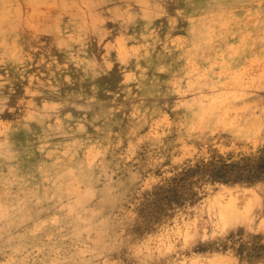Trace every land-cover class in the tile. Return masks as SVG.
Segmentation results:
<instances>
[{"label":"rangeland","instance_id":"rangeland-1","mask_svg":"<svg viewBox=\"0 0 264 264\" xmlns=\"http://www.w3.org/2000/svg\"><path fill=\"white\" fill-rule=\"evenodd\" d=\"M12 238L32 264H264V0H0Z\"/></svg>","mask_w":264,"mask_h":264},{"label":"bare ground","instance_id":"bare-ground-1","mask_svg":"<svg viewBox=\"0 0 264 264\" xmlns=\"http://www.w3.org/2000/svg\"><path fill=\"white\" fill-rule=\"evenodd\" d=\"M34 7H35V5H34ZM186 10H187V8H186ZM189 10H190V8H189ZM2 18H4V16L2 17ZM186 19V18H185ZM219 19V18H218ZM183 21V20H182ZM40 28H42V27H40ZM178 31V30H177ZM184 31V30H183ZM179 32V31H178ZM182 33V32H181ZM57 39H58V37H57ZM12 44V43H11ZM4 52V51H3ZM16 53V52H15ZM122 53V52H121ZM68 63V62H67ZM68 65V64H67ZM70 66V65H69ZM19 133V132H18ZM17 133V134H18ZM62 222L64 223V225H65V228H66V216H64L63 218H62ZM0 243H2V247L4 248V249H11L12 247L11 246H13V245H15V243H18V244H20V246H21V249L17 252V255L14 257V260H13V262H12V264H32L31 262H29V261H27V262H25V261H22L21 259H20V254H21V252H22V246H23V240H17V239H14L13 240V238L8 242V241H4V240H1L0 241Z\"/></svg>","mask_w":264,"mask_h":264}]
</instances>
